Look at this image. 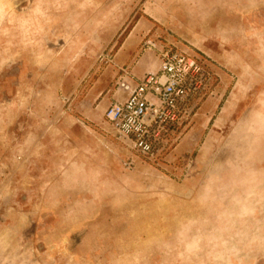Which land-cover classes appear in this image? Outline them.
<instances>
[{
    "label": "rangeland",
    "instance_id": "374dc122",
    "mask_svg": "<svg viewBox=\"0 0 264 264\" xmlns=\"http://www.w3.org/2000/svg\"><path fill=\"white\" fill-rule=\"evenodd\" d=\"M162 46L218 79L151 161L104 112ZM0 264H264V0H0Z\"/></svg>",
    "mask_w": 264,
    "mask_h": 264
},
{
    "label": "built area",
    "instance_id": "2783aa9c",
    "mask_svg": "<svg viewBox=\"0 0 264 264\" xmlns=\"http://www.w3.org/2000/svg\"><path fill=\"white\" fill-rule=\"evenodd\" d=\"M156 47L153 42H148ZM160 66L142 78L117 81L125 94L104 112L114 134L142 159H162L190 125L196 110L213 92L218 79L210 61L176 46L158 48ZM121 79L129 72L121 69Z\"/></svg>",
    "mask_w": 264,
    "mask_h": 264
},
{
    "label": "crops",
    "instance_id": "0c3cea01",
    "mask_svg": "<svg viewBox=\"0 0 264 264\" xmlns=\"http://www.w3.org/2000/svg\"><path fill=\"white\" fill-rule=\"evenodd\" d=\"M146 64H147V58L144 57V56H139L138 57V60L136 61L135 65L132 67L131 69V73L132 76L134 77L135 74L136 75H141V76H136V78H141L142 76H144L146 73L148 72H154L152 70H147L146 68ZM160 66V59H159V62L157 64V69L159 68ZM123 81H131L130 79L128 78H124ZM124 93L122 92V90H114V93L111 94V97L112 99H122L124 97ZM111 103V102H110ZM215 105V101L212 102V101H209V98H207L202 104L201 106L198 108V110L196 111L194 117H196L197 115H199L201 112H203L202 114H200V117H203V115L205 116L204 118V123L206 122V119H208V112H210V110H212L213 106ZM108 107V106H107ZM192 130V128H191ZM190 133V131L187 132V134ZM185 134V135H187ZM184 135V136H185ZM189 135V134H188ZM183 136V137H184ZM196 138V136H195ZM193 145V142L191 141V137H185V138H182L176 145H175V148H178V147H183V146H187V145Z\"/></svg>",
    "mask_w": 264,
    "mask_h": 264
}]
</instances>
